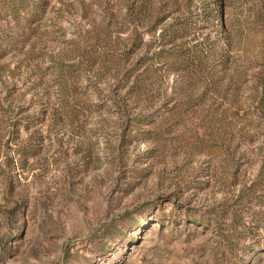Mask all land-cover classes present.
I'll list each match as a JSON object with an SVG mask.
<instances>
[{
	"label": "rangeland",
	"instance_id": "rangeland-1",
	"mask_svg": "<svg viewBox=\"0 0 264 264\" xmlns=\"http://www.w3.org/2000/svg\"><path fill=\"white\" fill-rule=\"evenodd\" d=\"M0 264H264V0H0Z\"/></svg>",
	"mask_w": 264,
	"mask_h": 264
}]
</instances>
